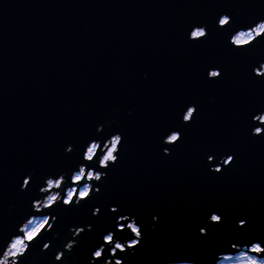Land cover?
<instances>
[{"label":"water","instance_id":"water-1","mask_svg":"<svg viewBox=\"0 0 264 264\" xmlns=\"http://www.w3.org/2000/svg\"><path fill=\"white\" fill-rule=\"evenodd\" d=\"M189 2L0 0V194L11 200L26 166L55 163L64 139L86 132L115 100L134 106L132 143L150 155L144 165L135 147L129 151L110 178L111 188L164 212V229L150 240L152 248L184 241V219L207 198L247 208L250 228L264 230V140L249 145L219 179L200 172L194 146L162 158L150 143L151 125L167 119L172 104L196 86L199 58L217 52L209 46L190 53L180 41ZM243 2L252 12L264 11V0ZM145 70L147 78L141 75ZM233 103L226 93L223 105L205 110L191 133L193 145L231 133ZM24 207V200L11 214L0 207V236ZM65 235L62 231L52 245ZM28 259L49 264L50 258L35 248ZM137 264H149V255L138 257Z\"/></svg>","mask_w":264,"mask_h":264},{"label":"snow or ice","instance_id":"snow-or-ice-1","mask_svg":"<svg viewBox=\"0 0 264 264\" xmlns=\"http://www.w3.org/2000/svg\"><path fill=\"white\" fill-rule=\"evenodd\" d=\"M184 6V47L199 53L213 46L217 52L199 58L196 86L172 104L167 119L151 125L150 143L162 158L194 146L200 172L219 179L249 145L264 140V51H258L264 48V11H250L252 6L243 0H191ZM141 75L147 78L149 73ZM226 93L236 113L231 133L193 145L191 133L202 114L223 105ZM135 115L132 104L114 100L86 132L64 139L55 163L26 166L11 200L6 192L0 194L5 214L13 213L18 200L25 201L24 211L0 236V264H28L35 248L50 258L49 264H64L65 259L68 264H137L146 253L149 264H264V230L250 228L247 208L218 198L202 200L186 216L184 241L150 246L164 229V212L111 188L110 178L134 147L139 162H149V151L132 143ZM36 223L40 227L32 232ZM62 231L63 241L53 246Z\"/></svg>","mask_w":264,"mask_h":264},{"label":"clouds","instance_id":"clouds-1","mask_svg":"<svg viewBox=\"0 0 264 264\" xmlns=\"http://www.w3.org/2000/svg\"><path fill=\"white\" fill-rule=\"evenodd\" d=\"M241 39L245 38V37H240ZM40 227L39 223L34 224L33 229L31 230L32 232L38 230V228ZM14 247L16 248L17 251H19L20 249V244L19 242H17ZM39 257H37L38 259ZM28 264H36V260L35 259H29L28 260ZM64 264H68V261L65 259ZM232 264H251L250 260L246 261V260H239V261H233Z\"/></svg>","mask_w":264,"mask_h":264},{"label":"flooded vegetation","instance_id":"flooded-vegetation-1","mask_svg":"<svg viewBox=\"0 0 264 264\" xmlns=\"http://www.w3.org/2000/svg\"><path fill=\"white\" fill-rule=\"evenodd\" d=\"M259 255V254H258Z\"/></svg>","mask_w":264,"mask_h":264}]
</instances>
